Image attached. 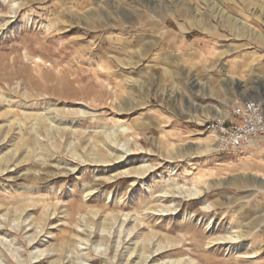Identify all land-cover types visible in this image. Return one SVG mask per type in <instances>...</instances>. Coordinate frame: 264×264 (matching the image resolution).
<instances>
[{"label":"rangeland","instance_id":"obj_1","mask_svg":"<svg viewBox=\"0 0 264 264\" xmlns=\"http://www.w3.org/2000/svg\"><path fill=\"white\" fill-rule=\"evenodd\" d=\"M248 100L264 0H0V264H264Z\"/></svg>","mask_w":264,"mask_h":264},{"label":"built area","instance_id":"obj_2","mask_svg":"<svg viewBox=\"0 0 264 264\" xmlns=\"http://www.w3.org/2000/svg\"><path fill=\"white\" fill-rule=\"evenodd\" d=\"M217 117L205 125V130L217 134L223 150L260 147L264 141V108L257 100L236 106L229 119Z\"/></svg>","mask_w":264,"mask_h":264},{"label":"bare ground","instance_id":"obj_3","mask_svg":"<svg viewBox=\"0 0 264 264\" xmlns=\"http://www.w3.org/2000/svg\"><path fill=\"white\" fill-rule=\"evenodd\" d=\"M220 117H223V116H220ZM217 118V117H216ZM217 139H218V141H219V137H217ZM134 174H136V173H138L139 175H140V172L138 171V172H133Z\"/></svg>","mask_w":264,"mask_h":264}]
</instances>
